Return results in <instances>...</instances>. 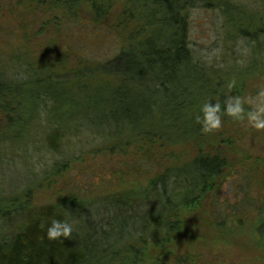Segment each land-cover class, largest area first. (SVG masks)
Instances as JSON below:
<instances>
[{
	"label": "rangeland",
	"instance_id": "374dc122",
	"mask_svg": "<svg viewBox=\"0 0 264 264\" xmlns=\"http://www.w3.org/2000/svg\"><path fill=\"white\" fill-rule=\"evenodd\" d=\"M46 1L0 0V79L6 76L12 83L30 80L28 86L14 89L24 119L8 130L7 119L0 115V207L27 187L32 188V195L26 203L41 205L60 203L73 194L88 199L125 186L146 185L172 164L195 157L199 150L195 143L161 147L141 141L126 145L124 153L119 149L123 145L112 151V143L90 135L106 132L108 137L118 136L114 126L101 121L108 107L99 96L84 104L79 93L75 92V102L69 93L46 86L43 89L52 98L45 104L38 100L43 89L35 80L49 74L40 72L39 67L68 72L80 68L85 59L89 63L104 62L118 53L122 40L130 34H124L126 25L119 2L114 3L106 27L101 28L90 21L94 12L86 1L75 9L74 16L66 17L59 8L51 10ZM229 1V32L223 27L218 8L197 7L190 12V47L195 58L218 70L228 68L225 72L232 68H242L241 74L250 72L235 96L226 92L229 102H239V118L221 115L220 127L205 135V141L218 140L216 146L224 150L228 165L216 180L219 190L182 218L181 233L172 237L160 256L151 249L143 253L144 264H264V128H256L249 120L250 113L264 107V45L255 59L261 64L253 66L252 72L245 69L257 42L238 35L236 30H258L257 21L264 17V0ZM230 32L232 37H228ZM26 66L34 68L24 73ZM199 79L192 78L189 87L197 90L203 85ZM4 92L1 79L0 94ZM157 96L163 100L160 107L167 108L165 95ZM153 119L151 123L164 125L159 112ZM77 129L82 132L73 135ZM61 131L69 136L52 145L54 135L58 138ZM246 199L253 202L252 206L244 205ZM159 203L139 212L135 228L141 230L163 215ZM234 204L245 206L244 217L233 216ZM89 212L90 222L82 229L86 236L91 221L102 218V213H95L94 204ZM22 220L19 211L11 217L0 215V234L12 231ZM125 228L132 235L140 234L129 225Z\"/></svg>",
	"mask_w": 264,
	"mask_h": 264
},
{
	"label": "trees",
	"instance_id": "16d2710c",
	"mask_svg": "<svg viewBox=\"0 0 264 264\" xmlns=\"http://www.w3.org/2000/svg\"><path fill=\"white\" fill-rule=\"evenodd\" d=\"M85 1L90 3L94 12V20L90 21L100 24L101 28L106 27L105 21L114 3H121L126 25L124 34L127 36L130 32L129 36L122 40L118 53L109 60L89 63L85 59L80 68L68 72L39 67L40 72L49 71V74L35 82L42 89L54 86L65 95L69 93L75 102V92L82 95L84 104L97 96L103 98L102 104L108 107V114L101 121L114 126L118 136L108 137L110 134L106 132H90V135L112 143L114 152L123 145L119 149L124 153L126 145L142 141L157 143L161 147L195 143L198 154L188 161L172 164L146 185L125 186L95 198L73 194L60 203L30 205L26 201L32 195V188H25L17 197L7 198L6 205L0 207L2 217H11L18 211L23 215V220L12 231L0 234V264H144L143 253L151 249L154 255L160 256L172 237L181 233L182 218L199 206L206 196L210 197L219 190L220 184L216 180L228 165L224 150L216 146L218 140L205 141L209 132L203 131L201 109L206 104L219 105L217 115L229 116L227 108L230 104L235 106L237 100L229 102L226 92L235 96L250 72L241 74L242 68L225 72L229 69L222 71L201 64L190 47V12L197 7L218 8L223 27L229 32L227 16L230 1L49 0V3L51 10L59 8L66 17L74 16L75 9ZM40 2L47 1L38 0L37 3ZM257 22L259 27L254 33L246 28L236 29L238 35L257 42L244 66L251 72L253 66L261 64L255 59L260 54L261 45H264V17ZM228 37H232L231 32ZM261 60H264V55ZM33 68L26 66L24 73ZM197 76L203 85H199L197 90L191 89L188 83ZM1 79L5 92L0 94V115L4 114L8 124L6 129L9 130L24 119L21 117V105L16 101L18 92L14 89L28 86L30 80L12 83L6 76ZM160 94L165 95L167 108L160 107L163 102L157 96ZM38 96L44 104L52 98L44 89ZM116 106L123 110L118 111ZM156 112L160 113L164 125L151 123L155 121L153 114ZM61 132L58 138L57 134L54 135L52 145L69 136ZM81 132L77 129L73 135ZM213 150L217 153L210 152ZM246 202L245 206H252L250 199ZM153 203L163 206V215L150 220L141 230L135 228L139 212L152 208ZM93 204L95 213L98 216L102 213V218L91 221L90 233L86 236L82 229L90 222L89 211ZM244 205L234 204L233 216L244 217ZM261 209L263 214L264 206ZM53 219L74 224L70 238L52 240L47 237V229ZM128 225L140 234L132 235L125 228Z\"/></svg>",
	"mask_w": 264,
	"mask_h": 264
},
{
	"label": "clouds",
	"instance_id": "9594fccd",
	"mask_svg": "<svg viewBox=\"0 0 264 264\" xmlns=\"http://www.w3.org/2000/svg\"><path fill=\"white\" fill-rule=\"evenodd\" d=\"M201 110L203 112V131L209 132L220 127L221 120L217 115L219 105L212 106L206 104ZM227 113L239 118V114L241 113L239 102H237L235 106L230 104L227 108ZM249 120L256 128H264V107L259 108L256 112L250 113ZM73 231L74 224L68 222L67 220L61 221L53 219L47 229V237L52 240L61 237L67 239L71 237Z\"/></svg>",
	"mask_w": 264,
	"mask_h": 264
}]
</instances>
